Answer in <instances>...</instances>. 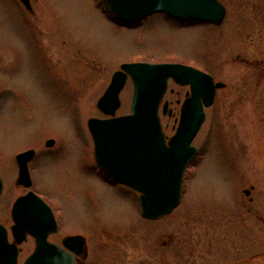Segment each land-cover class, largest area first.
Listing matches in <instances>:
<instances>
[{
  "label": "rangeland",
  "instance_id": "374dc122",
  "mask_svg": "<svg viewBox=\"0 0 264 264\" xmlns=\"http://www.w3.org/2000/svg\"><path fill=\"white\" fill-rule=\"evenodd\" d=\"M219 1L226 7L221 24L181 30L162 13L118 26L95 0H33L34 14L24 20L16 0H0V223L9 228L10 204L24 193L14 184V155L33 148L31 189L51 201L61 232L89 231L91 264H148L163 253L150 244L167 233L170 264H264V79L255 68V80H245L244 61L245 54L261 57L264 25L255 0ZM128 62L182 63L225 84L192 141L197 153L180 204L155 223L140 216L136 192L98 179L86 126L101 117L96 102ZM187 92L169 80L165 99L175 106ZM132 93L128 80L117 115L129 112ZM173 110L159 114L168 137L179 117ZM48 138L52 153L43 154ZM21 248L18 264L33 242Z\"/></svg>",
  "mask_w": 264,
  "mask_h": 264
},
{
  "label": "water",
  "instance_id": "95a60500",
  "mask_svg": "<svg viewBox=\"0 0 264 264\" xmlns=\"http://www.w3.org/2000/svg\"><path fill=\"white\" fill-rule=\"evenodd\" d=\"M30 9V0H20ZM111 14L125 23L138 22L154 13H166L175 19H194L218 25L225 7L218 0H103ZM130 77L133 95L128 114L115 116L120 107L119 94ZM168 79L180 86H189L180 109L177 127L167 137L161 126L159 107ZM225 86L203 71L180 63H123L112 74L109 85L98 99L97 109L109 118H90L87 128L94 147V158L100 169L116 183L124 184L139 194L141 215L157 219L170 214L180 203L184 172L196 155L191 143L205 120L204 108L212 105L215 92ZM163 114L167 102L163 103ZM53 140L46 142L51 146ZM32 149L15 156L19 172L17 183L31 186L27 168ZM3 184L0 179V195ZM248 194V190L243 191ZM11 227L14 243L7 241L0 225V264H18V250L26 235L34 238V250L23 264H74V258L61 247L48 242L56 230L50 207L29 191L12 206ZM82 238L63 240L67 247L77 244L82 254Z\"/></svg>",
  "mask_w": 264,
  "mask_h": 264
},
{
  "label": "flooded vegetation",
  "instance_id": "af4514ba",
  "mask_svg": "<svg viewBox=\"0 0 264 264\" xmlns=\"http://www.w3.org/2000/svg\"><path fill=\"white\" fill-rule=\"evenodd\" d=\"M17 1V4L19 5L18 7V10H19V16L21 18H23L25 20L26 18V15H31L33 16V9H32V6H31V2L33 0H30V9H27L26 6H24L20 1L16 0ZM219 1V0H218ZM255 3L259 4L260 5V13H259V20L262 21L263 25H264V0H255L254 1ZM223 5V4H222ZM224 6V5H223ZM225 7V6H224ZM18 12V11H17ZM225 14H226V7H225ZM166 19L168 21H172V22H176L179 26V29L183 30V29H190V28H193L197 25H200L202 22L198 21V20H194V19H182V20H175V19H172L170 17H166ZM27 20V19H26ZM248 37H250L248 35ZM250 38L248 39V45L245 46V49H244V52L245 53H249L250 52V43L251 41H249ZM260 45L263 44V47H261V50H260V53H261V57L260 58H254L252 60H250L249 58L250 57H247V55L245 54L244 56V61L245 63L247 64V76L245 78V80H255V68L258 69V72H261L262 76L261 79H264V28H263V33L262 35L260 36ZM249 56V55H248ZM46 57L49 58L48 56V53H46ZM253 64V65H252ZM253 74V75H252ZM254 78V79H253ZM111 80V78H110ZM126 80H132L130 77H127ZM168 80H172V79H168ZM248 85L250 86V82L247 84V88L249 89ZM124 88V87H123ZM123 90V89H122ZM121 90V92H122ZM247 90V89H246ZM120 92V94H121ZM167 92V90H166ZM166 92L163 96V100H162V103L159 107V114L161 112V115L162 116H171L172 113H173V109L174 107H178L179 108V115H180V108H181V104L184 100V98L186 97L187 93L185 94L183 100L180 102L179 99H177L175 101V106L173 105L172 102H169L165 99V95H166ZM169 93H173L172 90L169 91ZM120 94H119V98H120ZM167 102V108H166V113L163 114V103L164 102ZM214 103V102H213ZM96 106V105H95ZM120 106H121V100H120ZM120 108V107H119ZM119 108L116 110L115 112V116H120V115H117V111L119 110ZM99 113L101 114V117H90V118H98V119H105V118H108V116L102 114L100 111ZM127 114V113H125ZM121 115H124V114H121ZM88 118V120L90 119ZM179 118V117H178ZM87 120V121H88ZM86 126H87V122H86ZM88 130V129H87ZM89 133V131H88ZM89 136L91 138V135L89 133ZM48 140H53V139H46L44 140V148L45 150L42 151L43 154H51L52 151H51V148L54 146V140H53V144L51 146H47L46 145V142ZM91 141H92V138H91ZM92 145H93V141H92ZM32 149L34 151V154L33 156L28 160L27 162V168H28V172H29V176H30V180H31V186L29 188H24L22 185H19L17 183V179H18V172H19V168H18V164L16 162V159H15V156L21 152H24V151H27V150H30ZM38 155L37 151L33 148H29V149H26V150H22L18 153H16L14 155V164H15V174L14 176L16 177L15 178V186H18L19 188H22L24 190V193L21 194V195H18L14 200L13 202H11L10 204V207H9V217H10V220H11V225L9 226V228H7L4 224L0 223V225H2L5 230H6V233H7V241L8 243L12 244L14 243V238L12 236V231H11V227L13 226L14 222H13V219H12V216H11V210H12V206H13V203L14 201L21 197V196H24L26 195L29 191H32L34 194H36L38 197H40L42 199V201H44L51 209L53 215H54V219H55V222H56V230L49 234L48 238H47V241L48 242H51L59 247H61L64 251H66L68 254L72 255L73 258H74V264H80V263H83V264H91V260H90V253H91V245H90V236H89V231L85 232L84 230H73L71 227H69L70 229L69 230H65L66 232H61L62 230V225H61V221H60V218L58 217V213L57 211L55 210V208L53 207L51 201H49L48 199H46L42 194L40 193H37L35 192L34 190H32V185H33V180L31 178V171H30V168H31V162L35 159V157ZM93 156H94V150H93ZM96 176L98 177V179L100 181H102L105 185L109 186L110 188H120V187H125L124 185L122 184H119V183H116L111 177H109L107 174H105L99 167L98 165L96 164ZM2 181V179H1ZM2 184H3V181H2ZM3 191V189H2ZM129 191H133L132 189L129 188ZM117 192H120V191H117ZM2 194V193H1ZM246 197L250 195V190H248V194H244ZM1 196V195H0ZM249 202L253 201L251 197L248 198ZM137 212H138V208H137ZM169 215V214H168ZM168 215H165L163 217H160L158 219H155V220H148V219H145L143 218L145 221L147 222H150V223H155L157 222L158 220H161V219H164L166 216ZM65 228H68V227H65ZM61 232V233H60ZM70 236H80L82 238L81 240V246H82V254L81 255H78L76 252H75V249H78V245L77 244H72L71 247H67L63 244V240L66 239L67 237H70ZM50 237H54V239L51 241L50 240ZM215 237H217V235H215ZM151 238V237H150ZM28 239H30L32 242H33V249H34V238L31 237L30 235H26V238L25 240L21 243V244H18L16 245L17 247V250H18V256H17V262L19 260V255L23 252L22 248H21V245L22 244H26L28 242ZM152 243V242H151ZM159 245H161V248H163V253H162V256L160 257H156L152 262L148 263V264H170L169 262V259L167 260V258L165 256L166 255V252L164 253V250L165 248H169L170 245H171V238L169 236V233H167L166 236H163V237H155L154 239V244L152 243V245L150 244L149 246V250H151L152 252L155 253H158L159 252ZM33 249L31 250V252L27 255V257L32 253ZM26 257V258H27ZM161 258V259H159ZM98 263L99 264H103V261L101 260H98ZM105 263V261H104ZM141 262L139 261H135L133 262V264H140ZM112 264H114L112 262ZM142 264V263H141Z\"/></svg>",
  "mask_w": 264,
  "mask_h": 264
}]
</instances>
